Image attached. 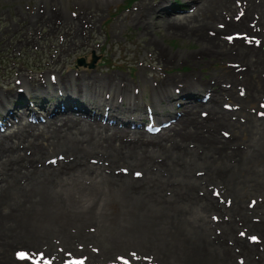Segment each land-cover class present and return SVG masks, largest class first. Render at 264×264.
<instances>
[{
	"label": "bare ground",
	"instance_id": "obj_1",
	"mask_svg": "<svg viewBox=\"0 0 264 264\" xmlns=\"http://www.w3.org/2000/svg\"><path fill=\"white\" fill-rule=\"evenodd\" d=\"M235 1L192 0L193 15L189 18L185 17L186 21L171 18L173 11L168 12L166 28L172 29L173 33L183 32L182 35L195 39L200 44L198 50L207 57L208 61L217 55H220L222 59L227 56L228 59L230 58L228 61L233 63L234 60L240 61L237 67L228 63V66L220 71L212 70L211 77L206 83L201 78L205 72L203 62L195 59V52L184 51L179 58L184 57L192 61L191 71L160 75L166 67L165 64H159L153 67L152 82V77L143 73L148 66L141 69L138 83H134L127 74L117 70L96 69L92 72L79 73L75 70V72H61L49 69L48 77L42 78L41 84L35 85L32 81L33 77L22 73L21 80H18L22 88L0 92V110H3L1 113L4 116L0 122V221L4 219L6 223H9L11 218H15L16 212L30 217L36 212L39 215V209L41 212L49 210L53 215L54 223L46 218L47 221L40 220V224L42 226L53 224L54 229L46 227L49 230V233H45L46 235L41 234L40 231L36 232L35 241L31 242V245H35L42 243L43 240L46 241L48 234L64 242L67 238H74L73 236L77 235L75 233L81 232L82 229L79 215L87 213V210H94V213L100 210L99 214L105 213L108 216L113 212H120L119 220L127 222L125 225H120L124 229L122 232L126 229L128 232L126 235L131 234L132 239L135 237L132 216L137 214L142 219L138 217L136 220L153 218L156 221L157 226L152 231L157 238L155 244L160 246H163L162 233L165 234L174 226L173 222H178V227L184 226L178 229V241L182 237L179 233H184L183 237L192 239L190 247L185 248L183 245L182 251L178 252L176 248L170 249L165 254L166 259L169 255L178 253V259L175 258L178 264H233L227 259L232 258L234 251L242 250L241 254L246 258L249 257L247 259H250L248 261L250 263L254 255H250L251 248L244 245L247 239L243 240L238 234L242 227L238 228L237 233L233 232L237 225L243 224L239 223L242 220L252 223L251 226L261 228L264 235V114L258 113L264 110V106L259 100V104L250 105L255 103L260 93L264 95V0H246L244 12L246 15L248 11L255 9L258 13L256 14L258 16L253 15L251 20H255L254 24L260 26L254 34L259 38H248L245 34L236 36L237 40L233 38L229 41L227 37V40L220 41L219 35L223 34L222 31L236 27V25L232 27L233 24L228 18L222 17L225 12L229 14V11H234L238 7ZM149 2H141L144 6H140L139 10L137 8L136 13L127 14L116 20L113 25L116 36L123 34V32H116V29L124 31L129 22L142 26L140 36L145 32H150L149 35H151L155 30L157 31L154 16L165 12L167 4L162 1L156 4ZM243 16L238 18L237 23L239 26H248L250 22L245 23L242 20ZM217 20L223 21L225 27L216 25ZM66 23L74 29L73 32L65 30L68 37L65 52L72 46H81L79 44L86 40L82 31L86 25L83 23L79 25L71 17H67ZM91 23L93 26V22ZM229 33L227 34L230 35ZM153 37H155L154 34L148 41L153 42ZM238 40L241 44L235 45V41ZM253 44L258 45L257 48L252 49ZM198 66L199 69H197ZM249 69H252L251 72L249 71L251 80L246 74ZM35 81L37 82V79ZM202 84L203 92L199 97L197 93ZM237 86H239V94L236 91ZM147 87L151 88L152 93L151 105L144 104L145 112H148L151 119L159 122L151 125V127L156 125L159 127L158 133L155 134L159 138L148 135L141 123V119L145 117L141 115V112L144 106L142 99ZM51 95L56 102L48 99ZM18 96L23 97L24 100L27 99L29 103L20 108L13 105L12 97ZM32 96L41 98L40 106L47 111L46 117H39L30 106ZM61 96L64 99H61ZM68 98H80L83 103L64 105L61 101ZM228 98L231 99L224 100ZM260 100L263 101L264 98ZM172 101H177L183 109L175 110L171 104ZM250 107H256V109L252 112ZM147 108L151 110L148 111ZM16 109L19 112H16ZM202 110H205L202 114L204 116L198 114ZM28 115L31 116L30 121L22 124L21 119ZM41 124H43L42 127ZM12 125H15L16 130L7 134L6 129ZM170 129L173 132H168ZM226 131L229 132L226 133ZM136 173L140 175L137 176ZM239 187H246L244 190L247 189L248 193L254 191V195L250 196L254 202L253 206L248 208L243 201L236 202L235 193L238 192ZM217 189L221 192L219 195L215 193L218 196L214 197L213 191ZM219 197H223L224 200ZM250 199L247 202H250ZM192 210H195L194 213ZM210 210H214L211 216L217 213L215 212L217 210L222 217L218 216L219 219L217 221L215 219L216 222L209 219L207 212ZM179 211L192 212L191 215H193L188 216V219L195 222L190 224L187 219L178 217ZM196 213L198 216L195 217ZM250 213L253 219H245ZM67 215L73 216L72 220L75 223L63 221V218L68 217ZM241 216L244 219H240ZM97 218L91 221L95 226H100ZM144 222H146L144 225L148 224L147 221ZM187 223L190 227L186 229ZM7 225L10 226V223ZM212 226L221 228L220 232L212 233ZM72 227L76 230L71 231ZM143 227L141 225V229ZM96 228L97 231L94 233L96 238L105 236L101 232L98 233V227ZM0 229H4L2 225ZM169 231L171 235L175 233L171 229ZM120 232L118 235L122 236L123 233L120 234ZM204 237H207V240ZM83 239L87 241L82 244L84 249L89 250V236H83ZM5 243L0 245V261H8L9 258L7 254L10 252ZM66 243L70 248L74 244ZM50 247L51 243L49 249ZM29 248L33 249L30 246ZM37 250L43 251L42 247ZM255 250V253L259 255L257 264H264V245ZM47 258H50V255L42 256L40 260L45 263ZM13 260L18 262L14 258ZM140 262L149 264L145 259H140ZM172 263L175 262L170 264Z\"/></svg>",
	"mask_w": 264,
	"mask_h": 264
},
{
	"label": "rangeland",
	"instance_id": "obj_2",
	"mask_svg": "<svg viewBox=\"0 0 264 264\" xmlns=\"http://www.w3.org/2000/svg\"><path fill=\"white\" fill-rule=\"evenodd\" d=\"M145 1H150L149 2L150 4H156L157 2H161V1L164 2V4L165 3L167 4V8L165 9V12H162V14L160 13L159 16H154L157 19V20L155 19V21H156L155 23L157 24L158 28H157V31L155 30L153 33H151V35L154 34V36H155V37H153V42L148 41V39L151 38V35H149L150 32L149 33L145 32L144 35L140 36L142 26L140 24L133 25L130 22L127 24L126 28H124V31H122L120 29H116V32H118V33L123 32V34L120 33L119 35L116 36V34L114 33V27H113L116 20L117 19L119 20L120 18L126 16L127 14L131 15L133 13H136L140 9V6H144V5H141V2H145ZM233 1H235V0H233ZM235 3L238 7H236L234 11H229L230 12V13L228 12L229 14H226L227 12H225V15L223 14L222 17H224L226 19L228 18L231 21L230 23L233 24L232 27H234L235 25H236V27L231 28V29L229 28L230 30L229 29L224 30V32L222 31L223 34L220 33L219 40L223 41L227 37H231V39H229V38H227V39H229V41H232L233 38L234 39L236 38V36L245 35V34H246V37L248 35V38L257 39L258 35H254V34H255V31L257 29L258 30L260 29V26L258 24H254L255 20H251V17H253V15L258 16V15H256L258 13L255 12V9L254 10L251 9L252 11L250 10L246 13V15H244L246 0H236ZM242 3H243V5H242ZM137 8H138V10H137ZM193 8H194V6H193L192 0H152V2H151V0H112V1L109 0L108 2L103 1V0H0V92L4 93V92L8 91L9 89L18 90V88H22V86H19L20 82L18 81V80H21L20 75H22V73H25L30 77H33L32 81L35 82V85L41 84L40 80H42V78L48 77L47 71L49 69L57 70V71H61V72H75V71H77L79 73H81V71L92 72L96 69L97 70H103V71L117 70L118 72L122 71L123 73L127 74V76L134 83H138V81L140 79L139 76H140L141 69H143L144 66H148V67H147V69H144L143 73H146L147 76L149 75L151 77L154 74L153 73V71H154L153 67H155L159 64H165V67H166L162 70L161 73L159 72L160 75H164L166 73H171V72H188V71H191L193 69L192 64H191L192 61L190 59H185L184 57L179 58V56L184 51L185 52L186 51L187 52H195V54H196L195 59L200 60V62H203L204 68H205V69L203 68V70L205 72H203V74L201 75V78H203V81L206 83V81L209 80L211 77L210 73L212 72V70L214 71V69H215L216 71H220V70H222L223 67L228 66V63H231V65H234L235 67H237V65L240 63V61L234 60V63H233V61H228L230 58L228 59L227 56L224 59H222L220 57V55H217L216 57L213 56L212 60L208 61L207 57H205V55L198 50V48L200 47V44L195 39H192L191 37H189L187 35H182L183 32L181 34L179 32L173 33L172 29L166 28L165 23L167 22V18H168L167 15L169 14L168 12L173 11V13H171L172 14L171 18H176V20H179V21L180 20L186 21L185 17L189 18L193 15ZM171 9H173V10H171ZM65 11H66V13H65ZM65 14H67V15L65 16ZM236 14H238V15H236ZM242 16H243L242 20H244V22L247 24L250 22L249 23L250 26L249 25L248 26H239L238 25L237 20H239ZM67 17H71L79 25L82 23L84 25H86V26H84L85 27L84 30H82L84 33L83 35H85L86 40H83V43H82L83 45L79 44L81 46H76V45L72 46L69 50H67L65 52V48L68 44V41H67L68 37L66 36L65 32L66 31L73 32V29H74V27L71 28L69 26V24L66 23ZM90 20H91V22H93V24H94L93 26H91L92 23L90 22ZM94 21H95V23H94ZM219 21L220 20H217L216 21L217 24L216 23L215 24L218 25L219 27H221V26L225 27V23L223 21H220V22ZM193 22H195V21H193ZM193 22H192V24H194ZM218 26H216V28H219ZM53 27H55V28H53ZM51 30L53 32H51ZM261 30H263V29L261 28ZM210 31H212V30L210 29ZM210 31H209V34H211ZM231 31H233V32H231ZM236 32H237V34H236ZM241 32H242V34H240ZM227 33H229L231 36L228 35ZM72 35H71V37H72ZM156 36H157V38H156ZM69 39H70V36H69ZM235 40H237V39H235ZM155 41H156V43H155ZM239 41L240 40L235 41L234 44L240 45L241 41L240 42ZM252 41H254V40H252ZM257 46L258 45L253 44L252 49L257 48ZM160 48H162L163 51ZM70 50H71V52H70ZM146 52H148V53H146ZM91 58H92V60H91ZM159 59H160V61H158ZM232 59H236V58H232ZM197 69H199V66L197 67ZM251 70L252 69H249L246 73L247 76L249 75L248 78L250 80L252 79L251 74L249 73V71L251 72ZM153 78L154 77L151 78V82H152ZM36 79H37V82L35 81ZM149 79H150V77L148 78V80ZM148 82L150 83V81H148ZM199 88L200 89L197 93V96L202 95L201 93L203 92V90H202L203 84L201 86H199ZM238 88H239V86H237V88H236L237 94H239ZM242 91L244 92L243 89H242ZM151 93H152L151 88L147 87L145 89V92L143 95L144 99H142V101H143L142 105H144V104L147 105L149 103L151 105ZM261 94L262 93H260L258 95L257 99L255 100V103L250 104V105H255L256 103L259 104L261 102V105L264 106V100L263 101L260 100V99L264 98V95H261ZM51 97H54V96L51 95ZM12 98H14V97H12ZM26 98H27V95H26ZM34 99H37V98H34ZM61 99H64V98L61 96ZM230 99L231 98L224 99V100H230ZM52 100H54V102H56L55 98H52ZM37 101H39V100H37ZM42 101L44 102V100H42ZM63 101L64 102H62V103L66 104L67 106H68V104L73 105L75 103L72 101V98H69V99L63 100ZM48 104H50V102H48ZM171 104H173V106L175 107L177 105V101L176 102L172 101ZM145 105L142 106V112H141L142 116H146ZM33 106H34V109L36 110V113L39 117H41L39 114H42V115H44V117H46L45 115L47 114V112L44 109H42L41 107H39L35 103ZM177 108L180 111L182 110L181 107H176V109ZM0 109H1V107H0ZM250 109L253 112V110L256 109V107H250ZM204 111L205 110H202L201 113L198 112V114L200 116H204V115H202V114H204ZM1 112H3V110H0V118L2 117ZM16 112H19L18 109H16ZM44 112H45V114H44ZM260 112L261 113L263 112L262 115L264 114V110H260L258 113H260ZM168 116H169V114L167 115V117ZM143 120H145V117L143 118ZM27 122H28L27 117H24L21 119L22 124H26ZM146 124L151 125L150 122H146ZM42 125L43 124H41L40 126L42 127ZM15 130H16L15 125H12L9 129L7 128L5 132H7V134H9ZM168 132H173V130L170 129ZM228 132L226 131V133H228ZM223 134H225V132ZM148 135L151 136L153 134L148 133ZM157 136L155 135L153 137L159 138V136L158 137ZM218 145H220V144H218ZM245 188L239 187L238 192L235 193L236 194L235 199H236V202H239L240 200L243 201V203L246 205V207L249 208L251 205L253 206V204H254L253 200L250 199V196L254 195L253 194L254 191H251L248 193L247 189L244 190ZM219 192H221L219 189L214 190L213 196L217 197L219 195ZM215 193H217L218 195ZM246 193H248V194H246ZM215 195H217V196H215ZM219 198L223 199V197H219ZM231 198H233L232 195H231ZM248 199H250L251 201L247 202ZM227 202H228V200H227ZM31 211H33V209H31ZM99 211L100 210H98L97 213H94V210H87V213L79 215V217L82 219V220L81 219L79 220L80 224L82 225V229L80 230L81 232L75 233V234H77V235L74 234L76 237L72 235L74 237L72 239H69V238L66 239L67 240L66 242L74 243L71 248L62 239L55 238V236L51 237L50 234H48L47 238H45V239H47L46 241L43 240V242H42L43 244L38 243L35 245H31L32 244L31 242L35 241V239H34L35 235L34 234L36 232L40 231L41 234L42 233L45 234L46 232L49 233L48 228L54 229L53 224H50V226H47V225L42 226V224H40V220L42 222H44V221H47L48 218L50 219L48 221H50L51 223H54L52 220L53 215L49 212V210H44L41 212L39 209V212H40L39 215L40 214L42 215V216L40 215V218H39L38 212L31 214L32 216H30V217H28L27 214H21L19 212H16V215L14 218L15 220L13 218H11L12 220L9 221L10 226L7 225V224H9V223H6L7 221H5L4 219H1L0 226L2 225V227L4 229H2V230L0 229V233H1L0 234V245L6 242L5 245L7 244L6 246L8 247V252H10V253L7 254V257H9L8 261L1 260L0 264H11V263L12 264H17V263L18 264H39L41 256L45 257V256H49V255H50L49 259L51 260L50 264H52L53 262H54L53 264H69V263L70 264H85L86 262H87V264H132V263L133 264L134 263H136V264L140 263L141 264L140 259L141 260L145 259V261H147L149 264H170L171 262H175L176 264H178L177 260H176L179 257L178 253H177V255L174 253H173L174 255L173 254H171V256L169 255L167 257V259L170 262H168V260L166 259L167 255H165V254H167V251L170 249H174V248H176L175 250L177 252L179 250L182 251L183 245L185 248L190 247V243H191L192 239L189 240L188 237H186V238L183 237L184 233H179V235L182 237H181V240L178 241V229L180 230V229H182V227H184V226L178 227V222H176V223L173 222L174 226L169 228L165 234L162 233V238H163V244L162 245L163 246H160L157 243L155 244V241L157 240V238H155V234H153L152 230L155 229L157 224L153 218H145V220L143 218V221H141V220H136V219H138V217L142 219V217L137 216V214L133 215L135 217L134 218L132 216V220H134L133 221V224H134L133 233H134L135 237H133L131 239V234H129L130 237H129V235H126L128 233L126 229L124 232H122V230H124V229H122L120 225L121 224L125 225L127 222H125V221L122 222L121 220H119L120 219V212H118L119 214L113 212L114 214L112 213L108 216L105 213L99 214L100 213ZM194 211L195 210H192L193 213H194ZM213 211L214 210H210L207 212V215L209 214V216H207L209 219H212L214 221L216 219V221H217V219L219 217H222V215L219 214V212L217 210H215V212H217V213H214V215L212 214V216H211V212H213ZM191 213L179 211V213H177V216L178 217L180 216V218H182V219L183 218L187 219L188 221H190L189 223L191 224V222H195V221L188 219V216L193 215V214L191 215ZM204 213H206V212H204ZM88 214H89V216H88ZM81 215H82V217H81ZM101 215H103V216L101 217ZM50 216H51V218H50ZM67 216H68L67 218H63V221L67 220L70 223H75L72 220L73 216H71V215H67ZM196 216H198L197 213L195 214V217ZM238 216H240V215L238 214ZM252 217L253 216L250 213V214H248L247 217H245V219L249 218L252 220L253 219ZM29 218H31V219H29ZM46 218H47V220H46ZM96 218L99 220L100 226H95L93 224L94 222L91 221L92 219H96ZM198 218H197V220H198ZM108 219H109V222H108ZM240 219H244V218L241 216ZM90 221H91V223H90ZM111 221H112V223H111ZM144 221H147L148 224L144 225V223H146ZM107 222L109 223V224H107L108 226L105 225ZM240 222L243 224L237 225L233 233H237L238 228L242 227L239 234H240L241 238H243V240L247 239V242L245 241L244 245L251 248L250 255H252V256L254 255L253 256L254 258L251 261L252 263L251 262L249 263L248 261L250 259H247L249 257H247V258L244 257L241 254V252H242V250H241V252L240 251H238V252L234 251L235 254L232 256V258H228L227 260H229V263L232 261L231 263H233V264H235V263H237V264H254V263H256L257 264L256 261L259 260L257 258V257H259V255L255 253V251H256L255 249H260L264 245V243H263L264 235L261 232L262 229L258 228L257 226H251L252 223L250 224L249 222L246 223V222H243L242 220H240L239 223ZM82 223H84V225ZM136 224H137V226H136ZM22 225H23V227H22ZM38 225H40V227ZM141 225L144 226L142 229H141ZM44 227L47 230H45ZM46 227H48V228H46ZM96 227H98V230H99L98 233L101 232V233H103V235H105V236H102L101 238L99 236H97V238L98 237L100 238V239L98 238L99 241L101 239H103L100 242L97 240L96 235L94 234L97 231ZM189 227L190 226H188V223H187L186 229ZM215 227L216 226H212V233L217 232L218 230H221V228H215ZM87 228H89V229H87ZM249 228H250V230L248 231ZM14 229H15V231H11ZM21 229H23V230H21ZM135 229L137 231H135ZM170 229L175 232V233H173V235H171V233L169 231ZM258 229H259V231H258ZM70 230L75 231L76 229H75V227H72V228H70ZM83 231H84V233H83ZM13 232H15V233H13ZM28 232H29V235H27ZM92 232L94 235L92 234ZM113 232H114V234H113ZM118 232H120V234L123 233L122 236L118 235L119 234ZM143 232H145L146 234ZM150 232H151V234H150ZM30 234L32 237L30 236ZM243 234L246 236H244ZM10 235H12V236H10ZM79 235H81V236H79ZM87 235L89 236V241H88L89 250H85L84 245H82L83 243H87V241L85 239H83V236H87ZM141 235H142V238H141ZM6 236H7V238H6ZM144 236H145V238H144ZM2 237H4V238H2ZM253 237H255L256 240L253 239ZM5 238H6V240H1V239H5ZM50 238H51V241H50ZM90 238H92V239H90ZM204 238L206 239L207 237H204ZM28 239H30V240H28ZM73 240H74V242H73ZM141 240H143V241L141 242ZM13 241H14V243H13ZM44 241H45V243H44ZM81 241H83V242H81ZM153 241H154V243H153ZM19 242L22 245H20ZM97 242H99L98 245H97ZM109 242L111 243V246H110ZM258 242H260L261 244H259ZM23 243H24V245H23ZM48 243H49V245H47ZM50 243H51V247H50L51 249H49ZM148 244H149V246H148ZM93 245L94 246L96 245L95 247H97V248L93 247ZM155 245H158V246H155ZM29 246L33 247V249L29 248ZM39 246L42 247L43 251L37 250V249L41 248ZM99 246H101V248ZM123 246H125V247H123ZM76 247L78 249H76ZM115 247H116V249H115ZM118 247L121 249H119ZM126 247H128V248H126ZM153 247H156V248L152 249ZM57 248H60V249H57ZM111 248L113 249V251ZM141 248H142V250H141ZM234 248L238 249V247H235V246H234ZM18 249H19V251H18ZM61 249H63V250H61ZM151 250H152V252H151ZM98 251L101 253H99ZM153 253H155V254H153ZM168 253H170V252H168ZM66 254H68V255H66ZM114 254H116V255H114ZM110 255H112V256H110ZM175 255H176V257H175ZM26 256H29V257H26ZM52 256H54V257H52ZM12 257L14 259L18 260V262L13 260ZM30 257H31V259H30ZM88 257H90V258H88ZM238 257H239V259H238ZM83 258H84V260H83ZM106 258H107L108 262H107ZM173 258H174V260H173ZM91 259H94V260H91ZM241 259H242V262H241ZM243 260H244V262H243ZM254 260H255V262H254ZM216 262H219V261L216 260ZM246 262H248V263H246ZM175 263H172V264H175ZM145 264H146V262H145Z\"/></svg>",
	"mask_w": 264,
	"mask_h": 264
},
{
	"label": "snow or ice",
	"instance_id": "obj_3",
	"mask_svg": "<svg viewBox=\"0 0 264 264\" xmlns=\"http://www.w3.org/2000/svg\"><path fill=\"white\" fill-rule=\"evenodd\" d=\"M229 39H231V37H229ZM136 175H137V176H139V175H140V173H136ZM253 239H255V237H253Z\"/></svg>",
	"mask_w": 264,
	"mask_h": 264
}]
</instances>
